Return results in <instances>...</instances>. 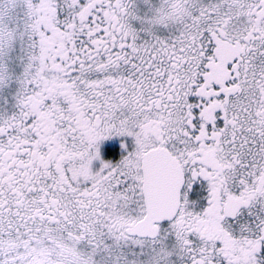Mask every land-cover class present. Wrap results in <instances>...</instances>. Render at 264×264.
Wrapping results in <instances>:
<instances>
[{
    "label": "snow or ice",
    "instance_id": "1",
    "mask_svg": "<svg viewBox=\"0 0 264 264\" xmlns=\"http://www.w3.org/2000/svg\"><path fill=\"white\" fill-rule=\"evenodd\" d=\"M0 264H264V0H0Z\"/></svg>",
    "mask_w": 264,
    "mask_h": 264
}]
</instances>
